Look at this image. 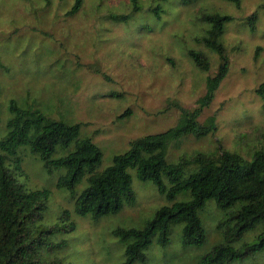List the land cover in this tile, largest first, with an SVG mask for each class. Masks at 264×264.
<instances>
[{
	"label": "rangeland",
	"instance_id": "rangeland-1",
	"mask_svg": "<svg viewBox=\"0 0 264 264\" xmlns=\"http://www.w3.org/2000/svg\"><path fill=\"white\" fill-rule=\"evenodd\" d=\"M74 0H0V141L7 132L9 103L37 108L49 120L81 123L79 135L90 136L101 152L96 170L111 164L129 141L175 125L180 106L191 110L206 92V77L217 72L219 56L203 44L208 24L202 13L228 14L232 19L220 37L227 70L197 120L215 116L216 130L205 136L187 135L171 143L166 156L176 161L197 151L219 147L246 158L264 136V106L256 88L264 79V0H168L158 20L147 9L132 11L129 0H83L73 15L65 12ZM256 15L254 29L248 17ZM188 48L206 53L209 69L200 70ZM73 143L67 149L72 148ZM57 146L56 155L63 153ZM27 189L48 192L42 226L52 227L61 211L73 228L54 237L65 239L49 256L64 264H121L124 244L111 231L117 226L141 228L153 212L170 204L150 180L133 170L135 201L115 214L98 219L73 212L74 197L56 186L62 169L48 172L28 146L7 160ZM86 184L76 186L79 192ZM181 193L176 200L186 199ZM205 238L201 245L183 244L181 223H173L169 242L150 244L145 264H196L222 241L219 222L226 215L207 200L198 210ZM66 228H69L67 225ZM260 226L233 242L252 241ZM142 264V263H136ZM230 264H264V250Z\"/></svg>",
	"mask_w": 264,
	"mask_h": 264
},
{
	"label": "trees",
	"instance_id": "trees-1",
	"mask_svg": "<svg viewBox=\"0 0 264 264\" xmlns=\"http://www.w3.org/2000/svg\"><path fill=\"white\" fill-rule=\"evenodd\" d=\"M48 1V0H45ZM149 0L147 9L161 20L165 9L160 2ZM236 5L240 0H227ZM132 11L143 5L139 0H129ZM83 0H74L67 15L75 14ZM201 19L208 24L203 44L219 56L217 72L206 77V92L191 110L180 108L178 122L167 129L148 133L129 141L128 148L112 156L111 164L96 170L102 152L87 135L80 136L81 123L49 120L37 108L19 107L14 100L9 103L10 118L7 132L0 141V264H64L61 258L49 256L65 239L56 242L54 237L73 228L67 224L69 213L61 211L57 224L42 226L47 209L48 192L45 189H27L21 183L7 160L14 157L17 149L28 146L38 156L43 167L51 172L62 169L56 186L74 197L73 212L92 219L115 214L123 204H132L135 193L129 169L140 180H150L170 204L157 208L141 228L117 226L111 233L123 244L121 264H145L144 250L152 243L164 247L169 242L173 223H181L180 237L183 244L201 245L205 238L198 210L214 199L216 206L226 215L219 224L222 241L203 254L196 264H230L242 261L251 254L264 250V136L249 158L219 147L216 152L197 151L182 155L176 161L166 158L172 142L187 136H205L216 130L215 116L203 123L197 120L202 108L209 104L215 89L227 70V59L221 35L232 19L218 12L202 13ZM256 15L248 17L250 29H254ZM187 54L200 70L210 66L206 53L188 48ZM264 106V79L256 88ZM73 143L72 148L67 147ZM57 146L63 153L56 155ZM86 181L76 191V186ZM188 197L176 200L181 193ZM69 225V228H66ZM260 226L252 241L239 247L233 242L248 230Z\"/></svg>",
	"mask_w": 264,
	"mask_h": 264
}]
</instances>
